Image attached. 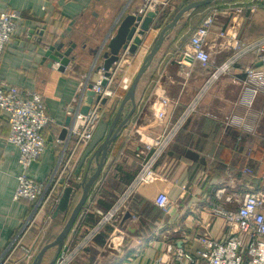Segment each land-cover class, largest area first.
<instances>
[{
    "label": "crops",
    "instance_id": "obj_1",
    "mask_svg": "<svg viewBox=\"0 0 264 264\" xmlns=\"http://www.w3.org/2000/svg\"><path fill=\"white\" fill-rule=\"evenodd\" d=\"M183 1L170 0L161 13V28L172 21L171 15ZM222 1L229 5L244 0ZM143 3L144 0H0V13L14 8L21 15L16 35L3 52L0 81L41 94L51 118L43 131L46 151L30 167L31 174L38 180H46L56 167L63 148L57 139H61L67 119L76 108L74 104L81 84L87 79L100 78L109 39L121 20L127 14L137 13ZM211 6L187 12L169 30L142 76L136 93V110L112 144L102 173L77 219L80 221L86 214L79 234L93 222L94 218H89L91 212L100 217L112 206L140 169L145 158V143L163 133L164 126L153 109L160 106L159 94L172 100L168 111L171 119H175L206 82L210 71L196 60L183 59L181 52L191 33L203 21L204 10ZM161 28L151 25L138 51L122 62L117 80L125 75L135 77ZM219 28L228 29L230 34L235 32L244 41L257 39L264 35V9L252 13L246 8L243 13L217 15L216 28L207 40L216 65L234 52L226 46L227 39H216L215 31ZM63 35L66 45L71 41L77 45L70 64L65 71H60V64L52 62L46 53ZM253 63L257 68L264 67L256 61L255 54L247 55L213 85L199 111L160 159L157 168L175 183L170 192L174 201L171 210L166 212L142 196L133 198L121 220L109 225L74 264H174L180 248L196 263H203L205 260L198 254L203 247L202 237L209 234L223 238L230 233L225 220L212 208L217 191L225 188L226 195L242 197L249 191L264 189V93L253 99L252 91L243 84V69ZM118 107L113 113L109 108L104 112L109 123L115 118ZM131 107L129 102L121 119L128 115ZM10 132L8 113L0 109V255L34 207L26 199L13 198L21 168L18 149L8 141ZM68 137L69 129L65 140ZM253 141H260L261 146L251 148L248 143ZM247 147L252 149L251 153ZM86 148L81 150L76 167V172L83 177L90 166L87 160L81 167ZM96 166L93 160L89 175ZM245 169L252 172L245 173ZM44 218L45 212L39 218L38 229ZM59 223L61 220L53 217L50 228ZM33 233L36 239L41 234L35 230L29 238ZM22 255L10 264H32L36 258L28 262Z\"/></svg>",
    "mask_w": 264,
    "mask_h": 264
},
{
    "label": "built area",
    "instance_id": "obj_2",
    "mask_svg": "<svg viewBox=\"0 0 264 264\" xmlns=\"http://www.w3.org/2000/svg\"><path fill=\"white\" fill-rule=\"evenodd\" d=\"M169 3L170 0H144L137 14L146 15L149 11H159L161 14ZM246 8L252 13L264 9V0H244L240 4L229 5L214 4L209 8L181 52L183 59L196 60L200 62L202 68L210 71L206 82L175 119H171L168 111L172 100L163 93L159 94L160 106L153 109L157 120L164 126L163 133L145 143L143 149L145 158L135 177L118 195L112 206L101 214L98 221L81 234L78 233L80 228L78 226L86 214L80 216L81 220L74 224L54 264H74L109 225L121 220L128 203L137 196L153 201L166 212L171 210L174 201L170 197V192L175 183L157 168L160 159L188 121L199 111L202 100L221 76L229 74L234 66L250 54H255L256 61L264 65V35L244 41L237 37L235 32L230 34L226 28L215 31L216 39H227L226 46L231 47L234 52L217 66L212 61L211 47L207 40L216 28L217 15L243 13ZM20 18V11L14 8H7L0 13V65L5 47L16 35ZM129 54L131 53L128 49L122 51L121 60L112 70L111 76L105 77L104 70L101 69L99 79L96 81L87 79L81 84L74 104L76 108L71 112L69 137L66 140L57 139L59 144H63V148L56 167L46 180H38L30 172L32 163L39 160L47 148L43 131L50 124L51 118L47 113L44 99L36 91H24L0 81V109L8 113L11 125L8 141L18 149L21 168L13 198L26 199L34 205L21 228L0 255V264L12 263L19 248L25 251L23 258L30 262L36 256L38 247L35 243L24 244L28 234L35 230L42 233L44 226L53 220L54 212L67 186H72L74 192L81 188L84 177L76 172L78 157L82 153L81 150H84L93 139L98 125L105 116L104 112L109 108L108 110L113 113L131 85L130 75L122 76L120 81L116 79L118 70L123 66L122 62ZM187 61H183L184 64H187ZM243 74V84L252 91L253 99L259 93H264V67L257 68L253 63L243 69ZM186 75L189 73L186 72ZM104 79H107L106 84L102 83ZM90 91L95 95L88 112L83 114L81 108L86 104L87 93ZM104 98H107L105 104ZM244 172L250 173L252 170L245 169ZM225 191V188L217 191V200L212 208L214 213L225 220L230 233L223 238H214L209 234L202 237L203 247L198 254L205 260L203 263H196L180 248L176 252L174 264H264V189L249 191L242 197L226 195ZM235 204L237 208L230 207ZM43 212L44 222L38 229L37 224Z\"/></svg>",
    "mask_w": 264,
    "mask_h": 264
},
{
    "label": "water",
    "instance_id": "obj_3",
    "mask_svg": "<svg viewBox=\"0 0 264 264\" xmlns=\"http://www.w3.org/2000/svg\"><path fill=\"white\" fill-rule=\"evenodd\" d=\"M216 1L217 0H192L185 4L176 13L172 21L167 23L162 28V15L159 13V11H149L146 15L130 13L121 20L115 34L109 39L107 43L108 50L103 54L104 63L102 69L104 70L105 77L111 76L112 70L121 60V53L123 50L128 49L131 54H135L138 51L140 45L144 42V37L147 35V32L150 31L151 25L154 28H161L159 37L155 41L149 53L146 55L143 64L139 68L135 77L132 79L128 91L120 102L115 118L111 123H109L110 121L108 119V116L103 117L102 121L98 125L97 130L94 133L93 139L88 144L86 150L83 153L81 166L87 160H90V166L80 185L82 193L79 202L74 207L71 216L69 217L62 231L58 234L54 241L45 245L38 252L32 264H42L46 252L52 247H56L57 249L56 255L54 256L50 264L55 263L57 256L63 248L65 240L70 234V231L72 230L90 196L94 184L99 179L102 173V170L108 160V155L112 144L116 141L124 126L130 121L132 115L136 110V93L139 82L148 67L151 65L161 46L163 45V42L169 30L173 29L187 12L204 6H208ZM64 39L65 36L63 35L59 40L54 42L48 48L46 53L47 56L51 57V59L53 60L52 62L56 61L60 64V71H65L67 66L70 64L73 58L72 53L77 45L73 41L69 42V44L66 45ZM65 46H67L66 49H64ZM102 83L106 84L107 79H104ZM90 86L92 87V85ZM94 95L95 93L93 91L87 93V102L82 106L81 113L86 114L88 112ZM129 102L132 105L131 110L125 118L121 119L123 111ZM103 103H107V98L103 99ZM71 122L72 117H68L66 128L63 130L61 135L62 139H65L66 134H68V127L70 126ZM93 160L96 161L97 166L94 173L89 175ZM73 193L74 188L72 186H67L64 189L59 204L54 212V218H57L59 215L64 214L66 211H68Z\"/></svg>",
    "mask_w": 264,
    "mask_h": 264
},
{
    "label": "rangeland",
    "instance_id": "obj_4",
    "mask_svg": "<svg viewBox=\"0 0 264 264\" xmlns=\"http://www.w3.org/2000/svg\"><path fill=\"white\" fill-rule=\"evenodd\" d=\"M190 1H192V0H188V2H190ZM219 1H221V2H219ZM218 1V3L217 2H214L215 3V5L216 4H218V5H222V4H224V3H226V2H224V1H222V0H219ZM188 2H181V3H179V5H178V9L176 10V11H174L173 12V14L171 15V17H172V19L174 18V16L176 15V13L183 7V5L184 4H186V3H188ZM213 3V4H214ZM213 4H211V5H213ZM210 6V5H209ZM206 13L209 11V9H206V10H204ZM163 13V12H162ZM221 64V63H220ZM216 65V64H215ZM217 65H219V64H217ZM216 65V66H217ZM225 75V74H224ZM222 77V76H221ZM219 81V80H218ZM129 104V103H128ZM118 106H119V104H118ZM129 106V105H128ZM264 132V131H263ZM154 138V137H153ZM248 145L251 147V148H254V146H257L258 148L261 146V143H260V141L259 142H254L253 141V143L251 142H249L248 143ZM247 145V146H248ZM248 146V147H249ZM243 147V146H242ZM247 147V149H248V153H249V151H251L252 149H250V148H248ZM246 149V150H247ZM251 153V152H250ZM124 190V188L120 191V193L122 192ZM119 193V194H120ZM234 207V209L235 208H237V207H235V206H237L236 204L235 205H233ZM52 221L53 220H51V221H49L45 226H44V224H43V226H44V228L42 229V233L40 234V236L38 237V239L35 241V239H36V237H34L36 234H32V239L31 238H29V236H30V234H31V232L28 234V236L26 237V239L24 240V244H26V245H30V244H32V243H35L36 245H37V247H38V250L37 251H39V247H40V245H41V243H42V241L44 242V240L46 239V238H50V237H53V229L52 228H50V224L52 223ZM81 223H82V221H81ZM80 224V223H79ZM78 227H80V226H78ZM30 239V241H29V243L27 244V242H28V240ZM35 241V242H34ZM25 246V245H24ZM56 247H52V248H50L47 252H46V254H45V256H44V259H43V264H49L51 261H52V259L54 258V255H55V253H56ZM24 250H22L21 248H19L18 250H17V252H16V255L14 256V258H13V261H14V259H17V258H19L22 254H24Z\"/></svg>",
    "mask_w": 264,
    "mask_h": 264
},
{
    "label": "trees",
    "instance_id": "obj_5",
    "mask_svg": "<svg viewBox=\"0 0 264 264\" xmlns=\"http://www.w3.org/2000/svg\"><path fill=\"white\" fill-rule=\"evenodd\" d=\"M219 0H217L216 2H218ZM184 2H188V0H184ZM187 4V3H186ZM213 4V3H212ZM185 5V4H184ZM183 5V6H184ZM211 5V4H210ZM209 6V5H208ZM206 7V6H204ZM203 8V7H201ZM83 166V165H82ZM81 166V167H82ZM80 189V188H79ZM80 197H81V190L78 191V189L73 193L72 195V198H71V202H70V207L68 209V211H66L64 214H61L57 217V219L61 220V223L59 224H56L54 227H53V237H50L49 239L46 238L44 240V242L42 241L40 247H39V251L47 244L51 243L52 241L55 240V238L58 236V234L62 231V229L64 228L65 224L67 223L69 217L71 216V213L74 209V207L77 205V203L79 202L80 200ZM94 218L93 222L91 223V225L87 228H90L92 227L97 221L98 219L100 218L98 215L97 216H94V213L91 212V214H89V218ZM110 227L108 226L107 229H109ZM106 229V230H107ZM32 236V235H31ZM101 236V234H100ZM31 238V237H30ZM29 239V238H28ZM32 239V238H31ZM30 239L28 240L27 244L29 243ZM37 251V252H39Z\"/></svg>",
    "mask_w": 264,
    "mask_h": 264
}]
</instances>
